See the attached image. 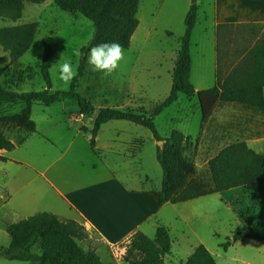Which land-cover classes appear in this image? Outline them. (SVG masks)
<instances>
[{"label": "rangeland", "instance_id": "rangeland-1", "mask_svg": "<svg viewBox=\"0 0 264 264\" xmlns=\"http://www.w3.org/2000/svg\"><path fill=\"white\" fill-rule=\"evenodd\" d=\"M190 2L193 3L192 0ZM194 2L197 4V0ZM203 7L205 9V6ZM206 12L208 15L207 20L206 18L201 20L200 17L195 30L197 45L194 44L192 48L193 80L203 77L205 85L212 86L214 84V73L209 69L201 71L197 66L199 50L213 47L211 43H201L198 38L202 31L205 32L202 30L201 24L206 26L208 31L211 30L209 9ZM139 16L143 21L141 22L142 27L146 26V22L150 20L149 9L141 6ZM29 21L38 23L37 31L30 47L16 62L9 64V52L3 50L0 45V65L6 67L4 73L0 76V84L20 92L47 88L48 85L40 70L44 53V41L46 40L53 50L49 68L50 91L64 90V86L58 79V66L71 59L74 66L78 68L80 58L75 57L73 53L75 49L82 50L89 43L93 32L92 21L81 13L72 14L62 10L54 3V0H43L42 2L25 0L21 17L12 20L0 16V27ZM175 23L172 24L174 29ZM141 29L143 30L142 35L140 31L137 32L131 44L123 48L125 59L121 61L120 68L111 77L101 78L102 73L93 72L86 60L85 72L78 78L76 87L77 91L88 98L94 106L92 112L84 113L86 127L93 125L95 115L100 107L128 104L130 106H143L146 110L151 111L169 94L175 55L172 49L178 48V42L173 38L175 36L172 35L167 38L166 34L159 29L146 38L145 29ZM183 31L184 24L180 22V29L177 32L182 33ZM262 42H264V23L233 25L222 29L218 44L219 60L224 63L226 71L219 73L220 78L227 77L235 68H238V72H242L245 67L250 65V60L247 61L250 49ZM200 96L201 94L198 93H195L194 96H187L179 92L178 98L154 117L155 126L161 135H166L177 129L186 135L192 136V139L183 140L181 145L182 155L188 163H192L194 155L193 138L197 136L200 130L205 131V134L212 132L215 135L216 148L237 139H245L248 140V145L255 150H264V113L244 105H236V109L232 112L227 110L225 112L221 110V104H216L213 108L209 104L210 113L205 117L202 105L200 107ZM214 98L215 96L212 95V99ZM22 104L24 103L21 101L14 104H2L0 112H19ZM74 105H76L75 102L70 99L55 101L49 105L34 102L31 117L37 124V130L39 131L34 132L37 146H30L25 143L18 146L17 151L26 153L29 160H32L35 155L34 151L41 149L40 155L42 158L39 156L38 159L44 161V155L46 154L43 153V146L51 143L58 146L63 145L67 136L80 125V121L71 117L76 113ZM10 123L14 124L13 122ZM16 134L22 137L20 132H12L10 136H16ZM118 135L123 140L141 137L149 141L153 134L148 128L130 121L111 120L102 127L95 148L104 150L105 147H112L113 145L123 147V145H118V142L114 143L112 140L114 136ZM76 144L82 146L83 150L90 153L92 157L97 156V153L89 144V136L82 138V140L80 138ZM156 144L157 142L153 145L149 142L144 150L138 154L137 161L146 169L151 164V152L154 151L155 157ZM79 157L81 159L85 158L84 155ZM154 163L161 169L155 158ZM9 165L12 169L18 167L16 164ZM21 167L25 169V175L14 181L13 184L15 185L27 183L29 174L35 173L25 165ZM126 169L129 170L128 167ZM195 176L200 178L199 180L206 186L211 184L205 165L198 168ZM34 185L39 186L38 183L33 182L32 186L28 185L27 194L23 195L21 191L7 203L5 207V210H8L6 212L7 219L0 221V247L8 244L9 235L4 225L8 220L27 217L47 205L46 202L34 198L30 193ZM209 199L208 204L205 205L206 208L202 205L198 208L200 212L196 210V213L203 215L204 210L211 212L212 216L215 217L211 229L206 232V229L199 223L202 217L198 215L191 217V224L196 231L205 235V240H207L206 242L211 249L216 253L218 252L216 258L219 263L264 264V242L250 239L249 234L238 239L233 236L234 232L248 227L246 215L242 213L245 210L249 216H253L255 222H258V228L264 233V198L252 196V199H250L245 194L244 189L233 187L214 192V196H210ZM251 200L256 205L249 206ZM248 233H250V230ZM184 236L181 238L180 233V236L177 237L179 240L173 243L170 253L166 255V261L169 264H181L187 256L186 247L194 242L195 238L191 232ZM221 243H227V247L224 248ZM222 261L224 263H221ZM0 264L29 263L22 260H9L0 256Z\"/></svg>", "mask_w": 264, "mask_h": 264}, {"label": "trees", "instance_id": "trees-1", "mask_svg": "<svg viewBox=\"0 0 264 264\" xmlns=\"http://www.w3.org/2000/svg\"><path fill=\"white\" fill-rule=\"evenodd\" d=\"M25 0H0V16L16 20L22 15ZM42 2L43 0H29ZM139 0H54V3L70 13H81L93 23V32L89 43L82 48L77 75L67 90L50 91L51 78L49 68L53 50L48 41H44V53L40 65L41 74L47 88L31 91H16L0 84V106L5 103L23 102L20 112L8 114L0 112V119L12 121L19 126L34 130L35 121L31 117L32 104L40 102L49 105L55 101L72 99L77 103L78 111L89 113L94 106L89 99L76 89L78 78L85 71L87 54L91 47L101 43H119L127 47L138 24L136 17ZM197 17V5L191 3L184 19L185 30L180 37L172 72V85L169 94L151 111L144 109H120L101 107L98 109L92 127L87 130L89 143L95 147L96 134L104 122L109 120H129L151 130L154 139L163 140L156 146V158L162 169L161 189L156 192L159 203H177L201 195L211 194L233 187H242L264 197V152L250 147L245 140H235L225 144L207 161V170L211 184L206 186L193 173L195 164L187 162L181 152L183 140H189L180 131L174 129L166 137L162 136L154 123V117L165 107L172 104L182 92L187 96L201 94L204 116L210 113L207 95H218L222 102H237L248 107L264 110V42L251 48L248 57L250 65L242 72L235 68L230 75L221 79L220 72L212 87L196 90L190 81V36ZM36 21L0 27V45L9 52V64L16 62L30 47L37 31ZM247 57V58H248ZM0 65V76L5 71ZM14 143L0 133V148L10 150ZM0 159L6 157L0 154ZM248 229L234 232L238 239L248 235L253 226V218L245 216ZM10 242L0 247V256L9 260L27 261L29 264H103L94 251L86 252L79 240L85 236L82 225L74 219H60L49 211H39L28 215L8 226ZM255 238L264 241V234H255ZM226 248L227 243H221ZM171 237L169 229L158 224L154 238L140 230L135 231L126 244L124 260L129 264H164V256L170 251ZM181 264H217L215 257L204 244H199Z\"/></svg>", "mask_w": 264, "mask_h": 264}, {"label": "crops", "instance_id": "crops-1", "mask_svg": "<svg viewBox=\"0 0 264 264\" xmlns=\"http://www.w3.org/2000/svg\"><path fill=\"white\" fill-rule=\"evenodd\" d=\"M190 5V0H139L136 12L138 24L130 38L129 45L137 32L140 31L142 35L143 30L141 28H144L146 38L159 29L166 34L167 38H170L172 35L175 36L173 38L180 46V37L184 31L182 33L177 31L180 29V22L184 24V19ZM196 5L197 17L190 36V81L196 90H202L215 85L217 73L226 71L224 63L219 60L218 44L220 31L233 25L264 23V0H197ZM141 6L148 8L150 11V20L143 27L141 25L143 21L139 16ZM203 6H205V9ZM207 9H209L211 30L208 31L207 27L201 24L202 30L205 32L202 31L198 35V38L201 43H211L213 47L199 50L197 66L201 71L209 69L214 73V84L212 86H206L203 77L193 80L194 61L192 48L194 44L197 45L195 30L200 17L201 20L205 18L207 20ZM174 22H176L175 29L172 26ZM179 46L177 49H172L175 55L171 71V81ZM214 96L215 98L212 99V95H207L211 108L216 104H221V110L232 112L236 109V105H243L237 102H222L218 95ZM75 104L76 113L71 117L80 121V125L67 136L63 145L58 146L55 143L44 145L43 153L46 154L44 155V161L38 159L39 156L41 157V149L34 151L35 155L32 160H29V156L26 153L17 151L18 146L25 143H28L30 146H37L35 144L37 139H34V132H39L37 124L36 129L32 130L19 126L14 122V124L10 123L12 121L5 122L0 119V133L6 135L14 143V148L11 150L0 148V154L6 157L5 160L0 159V175H2L0 177V221L7 219L6 212L8 210H5V207L9 200L21 191L23 195L27 194L28 185L32 186L34 182L38 183L39 186L34 185L30 193L34 198L40 199L48 205L36 212L49 211L56 214L60 219L70 218L78 221L85 232V236L79 240L80 245L86 252L94 251L98 254L103 264H129L124 260L123 255L130 236L135 231L140 230L150 238H154L158 224H163L169 229L171 248L173 243L179 240L177 237L180 236V233L181 238H183L185 237L184 235L191 232L195 239L194 242H191L186 247L187 256L193 252L197 245L204 244L215 257L217 264H220L216 258L218 252L216 253L211 249L206 242L207 240H205V235L196 231L191 224V217L193 218V216L198 215L202 217L199 223L206 229V232L211 229V224L215 217L212 216L211 212H207L206 210L203 211V215L197 214L196 210L200 212L198 208L202 205L206 208L205 205L208 204L210 196H214V193L177 203L166 202L160 204L156 192L161 189L162 169H159L158 165L154 163V158L157 160L156 151L155 157L154 151L153 153L151 152V164L148 169L144 168L137 161L138 154L144 150L149 142L152 145L156 143L153 135L149 141L141 137L123 140L119 138V135L114 136L113 142H118V145H123V147L113 145L112 147H105L104 150H97L90 145L97 153L96 157H92L90 153L83 150L82 146L80 147L79 144H76L80 138L82 140V138L89 136L88 132L82 128L85 127L89 130L92 126L86 127V122H84L85 114L79 112L77 103L75 102ZM201 105L202 101L200 98V107ZM23 106L24 104H22L19 112ZM103 107L146 110L143 106H130L128 104ZM249 108L264 113L262 109ZM109 121L101 124L95 137V145L99 141L102 127L108 124ZM12 132H20L22 137L17 134L16 136H10ZM181 133L192 139V136L186 135L183 132ZM205 133V131L200 130L197 136L193 138L194 155L192 163L195 164L194 175H196L198 168L202 165H205L207 168L209 158L214 156L224 146L216 148L215 135L212 132ZM169 134L162 136L166 137ZM245 141L247 142L248 140ZM258 152H264V150ZM80 155H84L85 158L81 159ZM9 164H16L18 167L12 169ZM22 165L29 167L35 173L29 174L27 183L15 185L13 184L14 181L18 180L20 176L25 175V169H22ZM127 167L129 170L126 169ZM245 194L250 199H252V196L264 198L251 191H245ZM248 205L253 206L256 203L251 200ZM242 213L247 217H251L246 210ZM20 219L22 218L8 220L4 224L7 232L8 226ZM253 223L250 229L253 230V233H248L250 239H256V233L264 234L258 228V222H255L254 218ZM174 231L176 232L173 233ZM8 235L7 242L9 244V232ZM259 241L264 242L263 240ZM8 244L3 247H7ZM170 251L164 256V264H169L166 261V255ZM221 263L224 262L222 261Z\"/></svg>", "mask_w": 264, "mask_h": 264}, {"label": "clouds", "instance_id": "clouds-1", "mask_svg": "<svg viewBox=\"0 0 264 264\" xmlns=\"http://www.w3.org/2000/svg\"><path fill=\"white\" fill-rule=\"evenodd\" d=\"M74 56L83 58L84 53L79 49L74 50ZM125 59L123 47L116 42L101 43L91 47L87 55V63L90 69L96 73H102L101 78H109L120 68V63ZM58 79L64 86V90L71 85L77 75V67L71 59L58 66Z\"/></svg>", "mask_w": 264, "mask_h": 264}, {"label": "water", "instance_id": "water-1", "mask_svg": "<svg viewBox=\"0 0 264 264\" xmlns=\"http://www.w3.org/2000/svg\"><path fill=\"white\" fill-rule=\"evenodd\" d=\"M195 0H192V2H194ZM157 145H159L160 147H162L163 145V140H157ZM250 233L252 234L253 233V230H250Z\"/></svg>", "mask_w": 264, "mask_h": 264}]
</instances>
